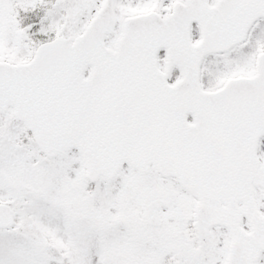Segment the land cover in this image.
Returning a JSON list of instances; mask_svg holds the SVG:
<instances>
[{
    "label": "snow or ice",
    "instance_id": "obj_1",
    "mask_svg": "<svg viewBox=\"0 0 264 264\" xmlns=\"http://www.w3.org/2000/svg\"><path fill=\"white\" fill-rule=\"evenodd\" d=\"M0 264H264V0H0Z\"/></svg>",
    "mask_w": 264,
    "mask_h": 264
}]
</instances>
